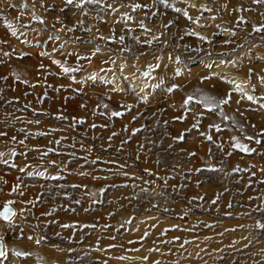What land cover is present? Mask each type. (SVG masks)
<instances>
[{
	"label": "rangeland",
	"instance_id": "rangeland-1",
	"mask_svg": "<svg viewBox=\"0 0 264 264\" xmlns=\"http://www.w3.org/2000/svg\"><path fill=\"white\" fill-rule=\"evenodd\" d=\"M117 2L127 5L136 0ZM140 2L152 3V0ZM204 2L215 8L213 0H169L168 4L155 0L147 19L143 14L148 10L123 7L118 11L128 12L135 20L129 22L120 18L114 26V14L104 11L103 4L97 5L85 18V23L93 26L92 33L82 34L79 29L66 34L60 32L65 38V48L73 49L72 54L65 56L64 49L51 52L53 45L59 43L56 41L40 47L21 42L20 33L32 39L36 35L33 28L41 27L38 21L27 25L32 9L21 7L24 3L31 6L33 0H0V12L4 14L0 17V48L9 50L2 43L7 37L14 49L27 53L23 57L13 53L14 59L0 67V89H4L0 93V131L7 133L0 136V151L5 153V159L13 149L16 152L8 165L0 159V210L9 199L14 201L11 206L15 209L27 208L25 216H16L21 221L24 236L0 217V238L6 247L30 253L27 257H17L13 252L8 264H52L53 260H59L60 264H104L105 261L107 264H148L140 259L144 255L149 261L159 260L160 264H264V230L256 224L264 222V132L261 131L264 129V96L260 95L264 88L255 76L252 77V83L257 84L254 91L243 83L248 67L264 75V31L252 30L256 23H264V3L230 0L229 8L243 4L242 14L248 16V20L240 23L234 19L237 12H224L209 23L207 18L211 13L190 7V4L198 6ZM223 2L216 0L219 4ZM9 3L17 7L8 8ZM173 4L177 8L189 6L193 20L177 13L169 6ZM36 11L47 16L49 25L55 23L52 17L56 14H60L65 23L80 18L75 10L45 14L38 3ZM97 12L107 16V22L97 20ZM152 12L156 13L154 21ZM197 16H200L199 23ZM5 19L11 22V27L4 23ZM142 19L151 32L137 26ZM168 20L174 24L165 29L163 25ZM237 25L239 30L235 36L221 30ZM55 26L60 29L58 23ZM11 28L17 29L15 36ZM97 30L103 35L110 30L117 35L131 32L139 40L133 41L131 35H125L123 44L118 39L105 43L99 36L92 41ZM192 31L211 34L213 43H202L199 37L191 35ZM49 34L42 33L40 38L46 39ZM81 36L80 43H67ZM153 36L157 39L152 43H141L152 40ZM225 39L231 43L224 44ZM165 40L167 44L163 43ZM237 45L245 46L237 48ZM97 47L100 53L88 55L89 50L95 51ZM109 47L115 51H107ZM210 49L216 54L206 59L205 53ZM41 50H47L49 56H40ZM168 53H172L173 59L180 54L182 63L175 65L168 61ZM77 54L85 58L77 61ZM161 54L168 65L164 84L158 79L163 71L153 67L147 77L142 71L149 70L148 65H154V57ZM234 56L238 58L237 65L219 64L220 59L231 60ZM109 57L117 64L121 60L127 64L122 73L115 71V78L111 65L101 63ZM5 59L0 53V61ZM54 59H61L62 63L81 71L62 74L60 66L52 62ZM210 60L216 62L212 72L228 74L257 100L248 101L227 80H200L201 75L208 76L209 69L205 65ZM41 63L44 69L38 67ZM177 66L183 69L179 76L172 74ZM93 71L104 79L91 80ZM13 72L21 74V81L15 79ZM129 72L134 74L135 80L132 76L122 79ZM72 75L77 76L76 80L71 79ZM4 77L8 78L7 83ZM23 79L29 83L25 85ZM34 80L39 83L34 84ZM170 82L181 87L167 92ZM153 84L158 87H152ZM230 87L232 100L224 111L235 122L206 113L205 117L197 118L199 132L212 135V141L196 130L184 133V140L174 139L185 127H191V116L186 121L173 119L181 114L186 93L203 89L216 95ZM78 88L83 91L77 92ZM120 88L124 91H119ZM141 95L148 99H139ZM13 96L20 99L4 103ZM117 100L121 101V107L131 105L120 117L111 114L119 110L115 106ZM200 110L197 105L195 111ZM61 112L67 119L59 118L57 113ZM81 116L86 117L83 123L76 122ZM212 123L221 124L220 130L208 126ZM133 128L139 131L133 132ZM248 137H257L262 142L256 144ZM237 140L256 151L245 153L235 148ZM190 152L195 155L190 156ZM209 163L217 167L204 166ZM146 168L151 171L145 172ZM197 168L199 172L195 171ZM41 170L48 174L27 175ZM124 172L129 175L124 176ZM18 183L23 185V196L19 191L10 190ZM36 196L40 197L38 201ZM249 196L253 199L249 200ZM26 200L32 203H25ZM65 224L68 227H62ZM105 224L107 228L103 227ZM171 224L178 227H169ZM145 231L149 235L144 240L138 239ZM30 235L32 239H28ZM173 236L180 239L173 240ZM40 237L45 239L37 244ZM249 241L250 247H243ZM108 244L116 247L108 248ZM152 247L160 248V252L149 251ZM124 256L129 259H121Z\"/></svg>",
	"mask_w": 264,
	"mask_h": 264
},
{
	"label": "snow or ice",
	"instance_id": "snow-or-ice-1",
	"mask_svg": "<svg viewBox=\"0 0 264 264\" xmlns=\"http://www.w3.org/2000/svg\"><path fill=\"white\" fill-rule=\"evenodd\" d=\"M230 0H224V2L222 4L216 3V0H213V3L215 4V8H213L212 6L209 5V3L204 2V3H200L198 6L196 4H190L191 8H197V10H205L208 13H211V15L207 18V22H212L215 21L217 19V16L222 15L224 12H237L238 14L234 17V19L236 21H239L240 23H244L245 21L248 20V16L243 15L242 13L245 11L243 4H238V5H234L232 8H229ZM37 3L39 4V7L41 9H43V12L45 14L47 13H51V12H56V13H63V12H67L69 10H75L76 13H78L79 17L78 19H75L74 21L70 22V23H65V21L61 18L60 14H56L52 17L53 21L55 23L49 25L48 23H46L47 20V16L44 14H40L38 11H36V5ZM164 4H168L169 0H163ZM252 3L256 4V5H260L261 3H264V0H252ZM103 4V9L106 12H110L112 14H114L112 16V22H113V26L115 25L116 21L120 18H124L126 21L132 22L135 20V17L132 15H128V12H119L118 10L120 8L123 7H127L129 9L132 10H139V9H145L148 11L144 12V19H147L149 16V11L151 9H153L155 7V0H152V3H142L140 2V0H136L135 3L129 2L127 5L117 2V0H112V2H106V0H60L59 3L56 2V0H33L32 5H28L27 3H24L21 5V7L28 9L29 7H31L32 12L30 13L31 19L29 21H27V25H30L32 21H38L41 25L40 28H33V31L36 33V35L32 38L29 39L26 35V33H20L21 36H23V40L21 41L24 44H28L34 47H40L41 45H46L48 42L51 41H56L59 43H56L53 45V47L51 48V52L52 53H56L61 49H64L65 52V56L72 54L73 49H66L65 48V38L61 36L60 32L63 31L65 34L69 33V32H75L78 29L81 31L82 34H90L93 31V26L92 25H87L85 23V18L89 17L92 13V11H94L95 6ZM172 8H175V11L177 13H182L183 16L191 21L193 20V17L189 14L188 11V7L186 6L184 8H177L174 4L173 5H169ZM8 8H15L17 7V5L9 3L7 5ZM248 11H251V9H248ZM3 12H0V17H3ZM155 16L156 13L152 12V19L153 21L155 20ZM96 19L97 20H102L104 22H107L108 17L105 15H101V13L97 12L96 13ZM144 19L140 20L137 22V26L140 29H143L145 32H151V29L147 27V25L144 22ZM200 20V16L196 17V22L199 23ZM4 23L9 25V27H11V22L8 19L4 20ZM60 25V29L56 28V24ZM174 24V21L172 20H168L166 24L163 25V27L165 29H167L168 25H172ZM129 28H131V24L128 25ZM221 30L223 31H228L231 36H235L237 31L239 30V25H237L236 27H230V28H222ZM253 31H264V23H256L255 26L252 29ZM26 31H27V27H26ZM11 32L12 35L15 36L17 34V29L16 28H11ZM45 32H50L49 35H47L46 39H42L40 38L42 33ZM125 35H131L133 41L139 40V37H136L134 34H132L131 32H128L126 34H114L113 31L110 30V32L107 35H103L99 32V30H97L96 35L92 36V41H95V39L99 36L102 37V39L105 41V43H107L108 41H115V40H119L121 44L124 43L125 41ZM159 35H163V33H159ZM191 35L195 36V37H199L201 42H207L209 44L213 43V36L211 34H205L199 31H192ZM82 39L81 37H73L71 40H68L67 43H80ZM157 39V36H153L152 40H144L141 41L142 44H149L152 43L153 41H155ZM91 42V41H90ZM2 43L6 44L8 46V51H4L2 48H0V53L3 54V56L6 58L3 61H0V67H5L8 63V60H12L14 59L13 57V53H15L16 56L19 57H23L25 55H27V53L25 52H20L16 49H14L12 47V45L9 43V40L7 37H5L2 41ZM164 44H167L168 41L165 40L163 42ZM224 44H229L231 43L230 40L225 39L223 41ZM245 45H237V48L239 47H243ZM107 51H112L114 52L115 50L112 48H107ZM101 49L100 47H97L95 49V51H91L89 50L88 55L91 56H96L97 53H100ZM163 52V50H162ZM251 53V49L248 50V54ZM40 56L42 57H48L49 56V52L47 50H41L38 53ZM214 53L211 49L205 53V58H209L211 56H213ZM222 55V54H221ZM245 53H241V56H244ZM85 57L81 54H77L76 55V60H82ZM138 58V56H137ZM167 59L168 61H171L173 64L175 65H180L182 63V57L180 54H176L175 58L173 59L172 53H168L167 55ZM155 63L153 64H149L148 68L151 70L153 67H155V69L157 70H161L163 71V75L158 76V79L160 80L161 84L165 83V76L167 75V68L168 65L165 64L164 61V56L163 54H161L160 56H155L154 57ZM54 64L59 65L60 68L62 69V74L63 73H77L79 74V72L81 71L80 68H76L74 66H67L65 63H62L61 59H54L52 61ZM203 63V61H201ZM101 63L105 64V65H111L112 69L114 70V78H115V71H120L121 73L123 72V70L125 69V67L127 66L126 61L121 60L118 64L117 61L112 59V57H109L107 60H101ZM215 61H209V63H207L205 65L206 68L209 69V74L208 76H204L201 75L199 77L200 80H205V79H209V78H218L219 81H229L231 87H234L236 89V91L243 93V97H246V99L248 101H252V100H257V97L255 95H251L248 94L247 91H245V89L243 87H241L239 84H237L236 80L234 79H230L228 74L224 73H219V72H212L211 69L215 66ZM219 64H230V65H237L238 64V58H236L235 56L233 57V59L231 60H227V59H220L219 60ZM40 69H44V64L41 63L38 66ZM183 71L182 67H174L172 74L179 76L181 74V72ZM148 72H145L144 75H148ZM13 76L15 77V79L17 81H21L22 77L21 74L19 72H13ZM128 76H132L133 80H135V76L133 73L129 72L127 73V75L122 76V79H127ZM247 78L243 81L244 84L249 85V87L254 91L257 87L256 83H252V77L255 76L256 81L259 85L262 86V88H264V75L259 74L257 72H255V70L251 67L247 68V73H246ZM77 76L76 75H72L71 79L72 80H76ZM5 80V83H7V77L3 78ZM83 79V78H81ZM91 80H96V79H104L103 76H98L97 73L95 71H93L91 73L90 76ZM22 82L27 85L29 83V81L27 79H23ZM33 83H39L38 80H34ZM46 83V82H45ZM148 85H145V87H147ZM10 87V85H9ZM152 87H158V85L153 84ZM181 87V85L174 83V82H170V86L167 87L166 91L167 92H173L174 89H179ZM231 87L229 89H226L224 92H218L216 95H211L207 92H205L203 89H194L188 93L185 94L183 100H182V112L179 116H175L173 117L174 120H180V121H186L187 118L189 116L192 117V121H191V127H185L184 131L182 133H178L174 139L176 140H184L185 139V135L184 133H191L193 130H196L198 132V134L200 135H205V138L209 141H212L213 137L210 134H205V133H200L199 129H200V124L198 123L197 118H203L205 117L206 113H215L218 114L219 117H222L223 120H232L233 122H235L233 117L228 116L225 111H224V107L228 104H230L231 100H232V93H231ZM135 88V85H133V89ZM4 91V89H0V93H2ZM83 91L82 89H77V92H81ZM119 91L123 92L124 89L120 88ZM261 96H264V91H261L260 93ZM44 96H47V92L44 93ZM242 97V98H243ZM20 97L19 96H13L11 99H5L4 103L5 104H10L12 100H19ZM139 99L141 100H147L148 97L145 95H141L139 97ZM199 105L201 110L200 111H195L196 106ZM115 106L117 109L119 110H115L112 111V115L116 116V117H120L122 116L125 112L129 111V109L131 108L130 104H124L123 107H121V101L117 100L115 101ZM81 107H85V105H81ZM104 108L107 109L108 105L105 104ZM9 115H11V113H9ZM57 115L59 116L60 119H67V117H65L63 115V113H57ZM73 121H76L75 117H72ZM86 119V117L81 116L79 118V121H76L78 123H83V121ZM133 120L136 119V116L132 117ZM215 119V116H214ZM5 123H7L5 121ZM37 123H39V121H37ZM93 128L96 127L95 124L91 125ZM209 127H213L215 129H217V131L220 130L221 128V124H217V123H212L210 125H208ZM141 127H143V125H141ZM224 127L226 128L227 125L225 124ZM133 132H138L139 129L137 128H133L132 129ZM262 132H264V129L261 130ZM7 133L0 131V136H6ZM112 135H115V133H113ZM112 137L110 136L109 139H111ZM16 137L13 136L12 140H15ZM230 139L236 140L235 137H230ZM248 139L250 141H253L256 144H260L262 141L261 139L257 138V137H248ZM59 142V141H57ZM235 148L237 149H242L245 153H254L256 151V148L249 146V144L246 143H241L237 140V142L233 145ZM81 147H83V145H81ZM141 148L143 147V145L140 146ZM16 155L15 150L13 149L9 154H8V158L5 159V153L3 151H0V159L3 160V163L5 165H8L11 162V158L13 156ZM190 156L195 155L194 152H190L189 153ZM97 160H99V157H97ZM49 163L55 164V161H50ZM112 163H116V161H112ZM13 167H16L15 164H12ZM63 166V165H61ZM205 167L208 168H215L217 167V165L214 164H207L204 165ZM238 170V169H236ZM145 172H149L151 171L150 169H144ZM195 171L199 172L200 169L197 168L195 169ZM47 171L46 170H41V171H30L27 173V175L29 176H45L47 175ZM154 175H159V173H153ZM60 173L57 172L56 176H59ZM83 175V173H82ZM124 176H128L129 173L124 172L123 173ZM132 175H135V173H132ZM254 175V173H253ZM249 183H251V181H249ZM23 188V185L21 184H16L15 187L10 188V190L13 193H16L19 191V194L21 196L24 195V192L21 191V189ZM101 192L104 191L103 188L100 189ZM64 195H68V193H64ZM198 199H203V197H197ZM40 197L36 196L35 200H39ZM249 200H252L253 197L249 196L248 197ZM215 202V201H213ZM14 201L9 199L7 202L4 203L3 205V209L0 210V217H2L4 222H7L9 225H12L15 228L19 229V235L21 237L24 236V231L23 228L20 227L21 221L16 219L17 214L21 217L25 216L27 214V208L25 207H20L19 209H15L13 208L11 205H13ZM25 203H32V201H25ZM77 203H79V201H77ZM165 211H167V209H165ZM109 215H112V213H109ZM131 223V218L129 219V224ZM257 226L259 227V229L264 230V222H260L257 221L256 222ZM62 227H68L67 224L63 225ZM103 227L107 228L108 225L105 224L103 225ZM153 228H155V224L152 225ZM169 227H173L176 228L178 227V225L175 224H171L169 225ZM242 227V226H240ZM58 235V234H57ZM149 235V233L147 231H145L142 235H140L138 237V239L140 240H144L147 236ZM28 239H32V236L30 235L28 237ZM45 239L44 237H40L39 239L36 240V243L39 244L41 242V240ZM173 240H179L180 237L178 236H173L172 237ZM184 243H188V241H184ZM251 245V241H249L247 244L243 245V247H250ZM55 247V246H54ZM108 248H114L116 247V245L113 244H108L107 245ZM68 251H72V249H68ZM149 251H154V252H160V248L158 247H152L149 249ZM169 252H171V249H168ZM15 253V256L17 257H27L30 255V253L28 251L25 250H17V249H10L8 247H6L4 241L2 238H0V264H8V258L12 255V253ZM121 259H129V257L124 256L121 257ZM140 259L142 261L148 262V264H160L159 260L156 259H152L151 261H149V257L147 255L141 256ZM14 264V262H13ZM52 264H60L59 260H53ZM104 264H107V262L105 261Z\"/></svg>",
	"mask_w": 264,
	"mask_h": 264
},
{
	"label": "bare ground",
	"instance_id": "bare-ground-1",
	"mask_svg": "<svg viewBox=\"0 0 264 264\" xmlns=\"http://www.w3.org/2000/svg\"><path fill=\"white\" fill-rule=\"evenodd\" d=\"M142 71H143V74H144L145 72H148V73H149L148 75H146V77L149 76V75H151V73H152L151 70H150V69L148 70L147 68H145V69L142 70ZM141 73H142V72H141ZM140 78H141V77H140ZM12 207L15 208L14 206H12Z\"/></svg>",
	"mask_w": 264,
	"mask_h": 264
}]
</instances>
